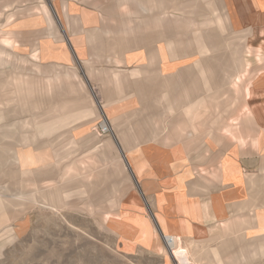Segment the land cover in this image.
<instances>
[{
	"label": "crops",
	"instance_id": "0c3cea01",
	"mask_svg": "<svg viewBox=\"0 0 264 264\" xmlns=\"http://www.w3.org/2000/svg\"><path fill=\"white\" fill-rule=\"evenodd\" d=\"M36 1L37 5L12 11L8 10L11 7V1L0 0V13L6 12L4 22L0 23V101L5 111L15 108L8 116H0L1 204H4L5 199L11 198L12 195H14L13 198H22L24 202H29L23 199L22 195L26 194L25 192H36L37 189V187H30L35 186L34 182L27 183V180L22 179L25 174L34 173L36 178L38 175L34 165L21 167L19 152L27 149L39 150L38 139H44L46 135H49V132L44 134L39 131L42 136L38 138L32 129V124L36 122L33 115L37 114L39 109L29 112L26 108H22V99L26 97V92H33L34 98L38 100L36 92L41 89L37 82V75L39 65L43 66L39 61L45 47L42 41L36 42V38L39 39L42 31H35L34 26L44 22L48 26L47 38L50 34L57 33L59 28L61 31V35H58L61 38H49L44 42L45 55L49 56L47 58L49 64H56L54 65L56 68L52 70L61 69L54 70L53 76L49 78V94L57 90L62 91L63 96L66 95L70 101L77 104L76 115L72 117L76 119L84 118L83 111L88 110L87 105L91 102L85 89L92 94L97 106H101L103 112L110 118L112 139H104L101 148L108 153L115 165L122 159L120 154L152 153L162 156L164 164L162 172L158 175L154 174L155 171L148 161L146 164L154 173L151 171L143 173L140 179L137 178L132 189L144 208V211L135 212L151 219L159 236H163L165 232L160 222L154 217L157 212L154 205L156 194L162 197L164 208L166 207L169 211L166 216L172 219L182 216L180 203H185L199 218L197 223L195 220H192V223L205 228L204 237L207 238L220 232L222 234L223 222L240 220L243 223L247 216L255 217L251 224L256 222V226L252 227L251 232L264 227V202L257 206L259 199H253L255 207L245 206V202L251 200L253 195L260 191L261 186H264L258 183L256 186L251 185L247 180L246 172L264 170V123L247 107L249 99L247 88L252 79L255 82L257 74H254L244 88L242 103L246 111L244 117H230L232 123L228 122L224 126H219L220 117L217 116L218 109L215 110V100H213L214 54L208 51L206 46L205 49H201L204 45L200 38L201 23L206 22V19L202 18L204 12L197 0H189V2L132 0L136 8L135 16L138 25L146 32L157 31L158 40L152 43V46L149 38H135L140 39L137 42L134 38H124L122 32L126 30L124 28L126 25L117 27L113 34L109 33L108 27H105L101 33L99 12L92 13L90 11L92 9L85 4L74 2L77 6L75 8L71 1H67L66 6L64 5L67 7V13L63 14L61 6L47 5L43 0ZM122 2L121 5L124 4ZM233 2L234 0H221L223 19H217L215 9H211L214 18L217 21L220 20L223 25L225 23L230 25L234 38L240 32L244 35V38H239L238 35V38L231 42L243 48L242 51H237L240 52L236 55L237 58L242 56L243 51L254 52L257 56H261L256 49L251 50L246 47L245 38H251L250 31H242L246 26L244 7L246 6L248 13L260 11L261 9L256 5L258 1L236 0L238 7L234 14L232 13ZM228 4L231 5L230 9ZM188 11L190 13H187ZM70 13L72 16L67 17L66 15ZM101 21L103 23L104 20ZM167 26L169 28L183 26L189 31L188 38H185V41L181 38L174 39L172 42L164 38L160 40ZM248 26L254 27L252 24ZM28 28L30 31L24 33V30ZM97 34L103 38H95ZM24 36L29 37L30 40L33 38L29 56L20 53L17 49L21 46L19 39ZM108 38H116L117 41ZM173 47L176 49H172ZM187 47L200 53L206 52L201 56L195 51H183ZM30 60L34 63L31 64ZM243 60L245 65L243 63L242 65L245 67L241 66V69L245 68V70L241 73L246 75L249 69L248 61ZM197 62L201 65L197 66ZM61 65L68 68L67 73L70 75L69 77L65 74L67 76L64 77L65 82H62L64 69ZM73 73L75 74L72 75ZM241 73H238L239 77ZM217 74L223 75L224 71H218ZM237 78H234L233 82H236ZM82 83L85 89L82 88ZM253 89L254 104L257 106L264 102V99L260 98V96L264 97L262 94L264 84H257ZM71 90H78V95L65 94ZM80 90L81 96H79ZM8 91L15 92L12 98L9 96L12 99L11 103L4 102ZM225 91L229 97L222 106L225 111H231L235 87L227 86ZM52 100V96L49 95V103ZM25 104L26 107L30 104L26 98ZM212 108H214L213 111ZM214 110L216 115H213ZM22 119H25L24 123ZM59 127L61 126L56 128ZM199 128H201L200 132ZM215 129L230 135L237 143H228L226 147L220 146L221 144L214 137ZM53 130L54 128L51 129ZM232 130H237L236 134ZM88 134L90 136V133ZM88 134L81 137L86 147L99 141L93 133L91 134L97 138V141L90 140ZM100 151H94L93 154L100 161H109L101 157ZM216 154L220 155L217 165L214 164L212 157ZM200 155L206 156V159L199 165L198 156ZM224 159L227 160V173L230 176L232 171L236 172L234 175L239 179L238 184L229 178L223 180L221 171L224 169ZM199 169L203 172L199 173ZM14 171L20 173L12 175ZM261 177L262 174L253 175L251 178L259 180ZM14 183L17 184L16 188L13 186ZM132 191H129V194ZM169 200L172 204H169ZM54 201L55 199L49 198V202ZM0 207L2 230L11 218L8 217L10 215L6 213L4 207L1 205ZM147 209L151 215H148ZM247 227L242 224L243 230L229 237L231 242L226 249L228 251L226 256L232 262L228 264H252L255 259L264 255V244L261 242L264 234L260 233L248 238L246 235L251 232L246 230ZM241 234L245 237L240 238ZM189 236L191 235L182 234V237ZM235 243H241V245L234 247ZM137 245L146 248L142 244L137 243ZM251 253L257 254L251 256ZM231 255L236 257L233 259Z\"/></svg>",
	"mask_w": 264,
	"mask_h": 264
},
{
	"label": "rangeland",
	"instance_id": "374dc122",
	"mask_svg": "<svg viewBox=\"0 0 264 264\" xmlns=\"http://www.w3.org/2000/svg\"><path fill=\"white\" fill-rule=\"evenodd\" d=\"M9 1H11V7L8 10L12 11L25 6L37 5L36 0ZM43 1L47 5L61 6L63 14L67 13V7H64L67 1H71L75 8L77 6L74 2L85 4L92 9L90 10L92 13L99 12L98 16H100L101 20H104L103 23L100 20L101 33L105 27H108L109 33L113 34L117 27L121 28L126 25L124 27L126 30L122 32L124 38H134L135 42L141 38H149L151 46L152 43L158 40L157 31L146 32L136 22V8L132 0H123L124 2L122 0ZM251 1H258L256 5L261 10L248 13L246 6L244 7V12L246 13L245 25L249 22L247 18L252 17L256 27L253 34L250 35L251 38H245L246 47L251 50L256 49L261 56H257L254 52H242L243 58L248 61L247 66L249 69L246 75L242 74L237 78L236 82L230 83L231 86L235 87L233 109L225 111L222 103L226 102L227 97H229L225 91L227 85L223 82V75L217 74V72L224 71L225 74L231 72L228 66H224L226 65L225 61L230 60L233 54L217 48L219 47L218 40L222 39L225 43L231 44L233 39L238 38V35L239 38H244V35L240 32L234 38V34L228 28L227 23H225L227 25L226 29L222 32H217L215 28L218 25L217 19H223L221 0H197V3L203 9L202 12H204L202 18L206 19V22L201 23L202 34L200 38H202V42L204 43L201 49H205L206 46L208 51L213 52L214 60H220L219 64L213 60L215 68L213 76V100H215V110L218 109L217 116L220 117L219 126H224L228 122L232 123L229 119L230 117H244L246 111L242 104L243 92L246 83H248L254 74H257L256 80L254 82L252 79L249 83L250 86L247 88V96L249 98L247 107L264 123V102L257 106L254 104L255 93L253 89L257 84H264V0ZM121 2L124 4L121 5ZM237 7V2L234 0L232 4L233 14L236 13ZM211 9L216 10L217 19L214 18ZM5 14V11L0 13V23L4 22ZM71 14H67L66 16H72ZM47 28L48 26L44 22L34 26L35 31H42V34L38 37L39 39L36 38V42L40 43L42 41L41 43L45 48L44 42L49 40V38H61L58 36L61 35L60 28L55 33L56 37L55 34H50L47 38ZM29 31V28L25 29L24 33ZM164 32V36L160 40L164 38L172 42L174 39L178 40L181 38L185 41L184 39L189 36L188 29H185L183 26L179 28H169L167 26L164 28ZM259 34L260 37H258ZM90 35L89 37L91 38ZM95 38L103 37H99L97 34ZM124 38L123 42L125 41ZM32 39L30 40L29 37L25 36L20 38L19 43L21 46L17 48L18 51L29 56ZM108 39L117 41L116 38ZM45 48L43 56H41L39 61L43 66L39 65L37 75V82L41 89L36 93L38 101L41 102V107L38 113L33 115L36 122L32 124V129H34V133L38 138L42 136L39 134L40 129H49V135H46V138L38 139V143H40L38 144V149L44 148L49 151L38 157H32L28 153L25 154L28 162L21 165V167L25 168L29 165H34L33 167L37 169L35 172L38 177L36 178L35 174L31 173L23 175L22 179L24 181L27 180V183L29 181L34 182L35 186L30 187H37V189L36 192H25L26 194L22 195L23 199L25 198L29 202H25V206L19 215H17L18 212L8 211L9 217L15 219H9L5 227L2 230L0 228V264H178L173 254V249L168 247L163 237L159 236L155 231L151 219L145 218L142 214L135 212L144 211L141 201L135 191H132L135 182L137 178L140 179L142 177L143 173L151 171L149 165L146 164L148 161L155 171V173L151 172L157 175L160 174L164 169L162 156L152 153L128 155L120 154L118 151L122 159H120L117 165L108 156L106 158L101 156L103 159L109 160L106 162L97 159L96 155L93 154L95 153L94 151L102 150V141L106 138H111L112 132H110V135H99L94 130V127L102 117L109 122L110 127V118L103 112L101 106H97L92 94L85 89L83 83L81 85H83L85 93L88 94L91 100L89 105H87V109L95 111V113L89 115L90 117L72 118L76 115L77 104L70 101L66 95L63 96L62 91H53V94L46 92V90L49 91V78L53 76L54 70L61 69L52 70V68H56L54 66L56 64H49V59H47L49 56L45 55ZM236 48L241 51L243 50L240 45L236 46ZM172 49L176 48L173 47ZM187 49L183 51H195L201 56L206 52L200 53L192 50L193 48ZM198 61L200 62V60ZM30 62L31 64L34 63L32 60ZM62 68L64 69L62 82H65L66 79L64 77H70V75L67 73L68 68L63 66ZM77 91L71 90L65 92V94L71 93L73 95L75 93L78 95ZM79 92V96H81V90ZM49 95L53 98L50 103L46 100V97ZM260 98L264 99L263 96H260ZM214 108H212V111ZM66 110H69V113ZM215 110L213 115H216ZM22 120L24 123L25 119ZM58 126L61 127L57 129L56 127ZM52 128H54L53 131H51ZM243 130L248 132L245 128ZM200 131L201 128H199ZM232 132L236 134L237 130H232ZM88 133H90V136ZM91 133L95 134L99 141L94 145L86 147L81 137L88 134V138L91 139L93 135ZM220 136H223V138H220ZM214 137L221 144L220 146L226 147L228 143H237L234 138L220 129H215ZM92 141H97V139ZM212 157L214 164L217 165L220 155L216 154ZM205 159L206 156H198L199 165L203 164ZM226 162L227 160L224 159V163ZM145 164L146 167L144 168ZM256 166H259V164H256ZM105 170H109L111 173L114 172L111 180L109 172ZM200 172L203 171L199 169ZM246 172L248 181L253 175H264V170L259 171L257 169ZM234 174L236 172L233 173V171L230 176L227 174L226 179L229 178L235 181V183H239L238 177H235ZM112 184H115L118 191ZM120 190L123 191L119 192ZM129 191L132 192L129 194ZM156 195L154 205L157 212H155L154 217H156L155 220L157 219L160 222L165 233H178L181 237L182 245L187 247L190 246L191 242H198L196 244L200 247L209 248H216L222 244L221 240L226 237L224 231L222 234L220 232L213 237H204L205 228L193 224L194 222L192 223V220H195V223H197V219H199L196 217V213H185L181 210L182 207H187L185 203H180V214L182 216L172 219L166 216L169 211L166 207L164 208L165 204L162 197L158 194ZM44 197L53 198L55 201L48 203ZM171 202L169 200V204H172ZM40 204H46L47 206H41ZM259 211L261 212L262 210ZM147 213L149 215L151 212L148 210ZM246 218H250V216ZM247 226L246 230L251 232L252 227L256 226V222ZM260 233L264 234L262 228L253 230L246 237L250 238L260 235ZM182 234H189L191 236L182 237ZM261 242L264 244V239ZM137 243L142 244L146 248H142ZM237 245L240 246L241 243L233 244L234 247ZM192 264L214 263L207 259H201ZM252 264H264V255L255 259Z\"/></svg>",
	"mask_w": 264,
	"mask_h": 264
},
{
	"label": "bare ground",
	"instance_id": "6f19581e",
	"mask_svg": "<svg viewBox=\"0 0 264 264\" xmlns=\"http://www.w3.org/2000/svg\"><path fill=\"white\" fill-rule=\"evenodd\" d=\"M183 2H187V0H183ZM227 6L230 9V6L231 5L228 4ZM187 13H190V12L188 11ZM214 13L216 14V10H214ZM247 19L249 21L248 24H252V25H254V27H250L247 24L244 27V30H242V31L243 32H246V30H248V31H250L249 34L251 35L254 32L255 23L253 22L252 17H248ZM217 23H218V25L215 28H216V30H217L218 33L219 32H222L224 29L227 28V26L223 25V23L220 20L217 21ZM212 28L214 29V27H212ZM228 28H230V27L228 26ZM218 46L219 47H217V48L223 49L225 51H229L230 53L233 54V57L230 60L225 61V64L226 65L225 66L223 65L224 67L228 66V68H230L231 72L229 74H225L224 73L223 76H222V78L224 80L223 82H225V84L227 86L232 87L231 84L233 83L234 78L239 77L238 76V73H241V72H243L245 70V68H242L241 69V66L242 67H245V66L242 65V63L244 61L243 60L244 58H242V56H239L238 58L236 57V55L240 53V52H237V51H241L238 48H236V46L238 47L239 45H233L232 43L231 44H229V43L227 44V43H225L221 39V40H218ZM214 61H215V63L219 64V61L220 60H214ZM229 63H233V64L230 65ZM197 64H198L197 66H200L199 62H197ZM241 74H243V73H241ZM227 86H226V88H227ZM82 88H83V85H82ZM46 92H49V91L46 90ZM13 93H15V92H13V91L6 92L5 95L7 96V99L4 101L5 103H11L12 102V99L11 98H12ZM9 96H11V98ZM25 98H26V100H28L30 102V104L27 107H26V104H25ZM25 98L22 99V108H26L29 112H35V111H37L41 107V102H39L38 100H36L34 98L33 92H30V91L26 92V97ZM46 100L49 101V96L46 97ZM2 107H4V105L0 101V116L4 115V117L5 116H8L9 114H11L14 111V109H15L14 107H12V109H10L8 111L7 110L5 111V108H2ZM83 112H84V114H83L84 117L95 113V111H90L89 109L88 110H85ZM40 132L41 133H44V134H48L49 129L42 128V129H40ZM95 139H97V138H95L94 136H92L90 140H95ZM48 151H49L48 149H39L37 151H32V150H28V149L27 150H21L19 152V157H20V160H21V165H24L26 162H28V159L25 157V154L28 153L32 157H38L41 154L48 153ZM100 153H101V156L103 158H106V156L109 157L108 153L106 151H104V150H101ZM223 163H224V161H223ZM223 168L224 169L221 171V173H222L223 180H226V177H227V174H228L227 173L226 163H224V167ZM105 171L106 172H109L110 180H111L112 174H114V172L111 173L109 170H105ZM19 173H20L19 171H14V172H12V175H17ZM249 183L251 185H255V186L258 183L261 186V184H264V175H262V177L259 180H257V179L255 180L254 178H251L249 180ZM236 184H238V183L236 182ZM16 185L17 184L14 183V185H13L14 188H16ZM112 185L115 187V184H112ZM115 188L118 191V188L117 187H115ZM17 193H19V192H17ZM229 195H230V193H229ZM13 196L14 195L10 196L11 198H6L5 201H4V204H1L0 203V205L4 207V210L6 211V213L8 211H14V212H18L17 215H19L21 213V211L23 210V207L25 206V202L23 200H21L22 198L21 199H19V198H13ZM44 199L46 200V202L49 203V197H44ZM253 199H255V200L259 199V203L257 204V206L260 203L264 202V186H261L260 191H257V194L253 195V197L251 198V200L245 202L246 204L244 203L245 206L246 207H255V203H254ZM40 205L41 206H47L46 204H40ZM181 210L184 211L185 213H187V212L194 213L188 207H182ZM1 211H2V209L0 207V212ZM212 218H214V217H212ZM254 220H255V217H250V218H245L243 220V223H241L240 220H229L227 222H223L221 226H222L223 231L226 233V237H224L221 240L222 244L219 247H216V248L200 247L198 244H196L198 242H196V243L191 242L189 247L183 246L182 245V242H181L182 241L181 240V237H180V235L178 233H165L162 237H163L164 241L166 242V245L168 247H170V248L173 249V254L176 257L178 264H192L194 262H198L201 259H207L209 261H212L214 264H228V263L232 262L226 256L227 255L226 249L230 245V242H231V240H230L229 237L234 232H240L241 230H243L242 229V224L245 227H247V225H250L251 222L254 221ZM211 223H212V221H211ZM262 229L264 231V227ZM243 234L240 235V238H244L245 237ZM256 254L257 253H251V256H255ZM235 257H236V255L235 256H232L231 255V258L234 259Z\"/></svg>",
	"mask_w": 264,
	"mask_h": 264
},
{
	"label": "built area",
	"instance_id": "2783aa9c",
	"mask_svg": "<svg viewBox=\"0 0 264 264\" xmlns=\"http://www.w3.org/2000/svg\"><path fill=\"white\" fill-rule=\"evenodd\" d=\"M94 130L99 134V135H110V127L107 122V120L102 117L100 121L97 123V125L94 127Z\"/></svg>",
	"mask_w": 264,
	"mask_h": 264
}]
</instances>
